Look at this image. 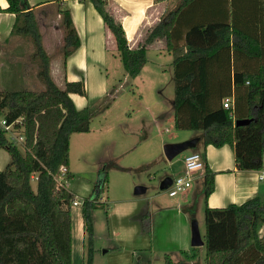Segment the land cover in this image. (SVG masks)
<instances>
[{"label": "trees", "instance_id": "16d2710c", "mask_svg": "<svg viewBox=\"0 0 264 264\" xmlns=\"http://www.w3.org/2000/svg\"><path fill=\"white\" fill-rule=\"evenodd\" d=\"M6 1L7 7L0 11L14 13L13 31L32 42L33 57L38 64L37 77L44 88L0 91V119L11 123L22 118L25 137L22 152L0 124V148L10 157L7 166L0 170V264H71L73 194L58 185L57 177L62 166L68 170L71 135L90 130L95 110L88 106L77 109L69 97V93L86 94L82 80L66 82L64 88L53 81L39 22L27 0ZM197 1L201 0H177L147 30L142 43L131 48L121 23L109 11L107 1L91 0L114 38L129 77L140 73L148 46L157 39L164 41L165 49L172 56L174 126L200 130L202 146L228 144L237 169L259 171L263 168L264 157V63L254 72L235 75L238 93L233 95L230 108L222 106V100L228 95L222 88L213 93V87L194 82L202 80V66L216 59L221 49L231 46L248 57H260L264 46L232 21H223L216 12L199 7L201 3ZM58 12L64 32L62 55L65 58L79 46L80 40L69 10L59 8ZM182 39L184 43L178 44ZM186 64L190 66L187 69L183 67ZM196 65L199 70L195 69ZM183 68L185 70H179ZM246 119L249 121L236 124ZM67 174L66 171L68 177ZM33 177L35 188L31 184ZM106 177L104 171L101 182L82 202L84 264L93 261L92 211L98 207L97 200ZM213 187V172L205 165L202 175L205 198ZM203 212L204 264H264V235H258V226L264 222V198L257 196L220 208L205 205ZM141 222L143 232L148 233L147 214L141 216ZM165 261L187 264L173 262L167 255Z\"/></svg>", "mask_w": 264, "mask_h": 264}, {"label": "crops", "instance_id": "0c3cea01", "mask_svg": "<svg viewBox=\"0 0 264 264\" xmlns=\"http://www.w3.org/2000/svg\"><path fill=\"white\" fill-rule=\"evenodd\" d=\"M106 1L111 14L121 23L131 48L137 47L142 43L147 30L157 23L162 15L177 2V0L174 3H170V0ZM27 2L31 9L35 11L39 22L42 43L50 59L49 69L53 81L60 88H64L66 82L83 81L86 95L69 93V97L77 109L89 107L91 100H95L98 103L107 95L109 90L105 81L107 80L106 72L109 69L108 67L116 68V65L120 67L122 62L115 48L114 38L94 8L91 0H27ZM197 3H201L198 4L199 7L207 8L210 13L216 12L219 19L226 22L232 21L236 27L256 38L261 46H264V0H260V2L258 0H201L197 1ZM6 7L7 1L2 0L0 8L4 9ZM59 8H67L69 10L80 44L67 57L53 60L50 57L47 39L50 36V32L54 35L59 34ZM15 18L14 13L0 11V91L42 90L44 85L37 77L38 64L33 57L34 47L28 37L13 31ZM52 21L54 24L50 25L49 23ZM61 41L63 42V38ZM182 43H184L183 39L178 41V44ZM149 52H152L157 57L167 58L166 61H169V65L172 68L170 81L174 82L172 56L165 49V43L161 39L154 40L148 46L146 62L135 78L143 71L148 61ZM217 55L216 59L222 61V63L207 62L204 64L201 68L202 80L196 79L194 84L223 88V92L228 94L226 97H229L232 103L233 95L238 93L235 75L240 74V72L256 71L259 65L264 63V50L260 57H248L229 46L218 51ZM154 65L161 72H165L163 64L154 62ZM183 67L187 69L190 66L186 64ZM195 69L199 70L197 65ZM163 79L164 74L161 73L159 80L162 81ZM173 93L174 91L170 93L169 98L171 104L173 102ZM147 110L149 111L150 109L147 108ZM172 111L173 109L169 108L167 111L160 113L159 119L165 120V124L172 122L174 125ZM144 123V121H141L139 128L144 129ZM152 125L158 135L161 136L158 117L152 116ZM127 127L133 129V127L129 126V123ZM185 131L181 132V134H176L175 140L169 142L174 143L195 137L199 138L201 134L200 130ZM165 132H170V129L168 127L165 128ZM76 135L78 134H72L69 140L70 162L67 170L68 177L66 175L64 176L66 178L63 177V186L65 188L67 181L72 175L73 164H76V160L80 162L78 153L83 146V140ZM72 144H74V152H76L74 160L72 159ZM1 149L0 160L6 162V156L1 152ZM193 150L202 152L205 165L213 172L214 187L207 198L203 196L201 186L197 187V190L195 189L196 184L199 181L202 182L204 170L194 173L191 186L183 194L178 197L176 195L177 198L168 196L169 199H166L157 193L148 197L143 196V198L128 197L121 200V203L111 207L104 202L105 198L102 194L97 202L99 204L103 203L105 209L107 208L105 212L106 214L108 213L107 217L110 219L108 233H110L111 237H114L113 239L119 243L127 244L130 250H146L151 253V251L153 252L158 248L157 245L172 249V253L176 254L178 260H173L172 258L171 260L178 262L182 260L181 257L184 253L188 255L190 247H194L190 242L191 233L189 228V222L192 218V212L190 211L192 205L196 204L198 208L203 209L205 205L211 208H220L232 203L241 204L257 196L261 199L264 198V178H259L261 170L237 169L233 151L228 144L219 147L211 144L202 146L201 142L198 141ZM183 164L182 159L180 167L175 170L177 174L182 173ZM193 189H195L194 194H192ZM146 191L147 187L141 194H145ZM73 200H75L74 195ZM70 213L71 264L75 263V259L76 264H84L85 232L82 206L79 207V203L75 205L71 203ZM144 214L148 216L149 229L152 235L144 233L141 230V225H138L140 224L141 216ZM127 220L132 223H124ZM155 224H159L157 225L159 226L158 230ZM159 235L163 236L161 241L153 239V237ZM258 235H264V222H260L258 226ZM107 254H100V256L96 257L97 254L94 252L92 264H96L98 259H102ZM165 254L167 255L168 253ZM144 258L145 260L142 261V256L139 255L137 260L140 261V264H146L149 261V256H144ZM108 264H132V261L128 255L122 257V259L116 258Z\"/></svg>", "mask_w": 264, "mask_h": 264}, {"label": "rangeland", "instance_id": "374dc122", "mask_svg": "<svg viewBox=\"0 0 264 264\" xmlns=\"http://www.w3.org/2000/svg\"><path fill=\"white\" fill-rule=\"evenodd\" d=\"M175 1L170 0V3ZM49 24L54 23L52 21ZM58 28L59 34L54 35L49 31L50 36L47 39L48 50L53 60L63 58L64 32L60 22ZM62 38L63 42L61 41ZM147 58L148 61L137 78L129 77L122 63L120 67L117 65L116 68L108 67L107 80H105L108 86L107 89H109L107 95L98 103L95 100L90 102L89 108L95 110V114L91 120L90 130L76 135L83 140V146L78 153L80 162L76 160V164H73L72 175L66 185V188L79 203V207L82 206L83 200L91 195L93 188L101 182L104 171L107 172V177L102 194L105 198L104 202L111 207L121 203V200L128 197L143 198V196L148 197L158 193L162 198L169 199L167 192L160 189L159 184L164 177L177 174L175 170L180 167L183 157L193 150L191 148L185 149L171 160L165 157L163 152L164 143L175 140V135L186 132V129H177L172 122L165 124V120L159 119L160 113L167 111L169 108L173 109V104L169 101L170 93L174 91V82L170 81L172 68L165 57L160 58V56L157 57L149 52ZM154 62L163 64L165 72L155 68ZM210 62L222 63L217 59H211ZM159 67L161 66L159 65ZM161 73L164 74L162 81L159 80ZM220 89L219 87L213 88V93H217ZM147 108L150 110L148 111ZM152 116L158 117L161 136L158 135L152 125ZM141 121L145 122L144 129L139 128ZM128 123L133 129L130 128V130L127 127ZM167 127L170 132H165ZM17 144L23 152V144ZM74 151V144H72V159L76 153ZM1 152L5 154L7 161L0 160V165H2L0 170L4 169L9 163V155L6 150L2 148ZM63 179L61 180L62 184ZM31 184L35 188L34 177ZM138 185L147 187L145 194H134V188ZM200 186L202 187L201 181L196 184L195 189L197 190V187ZM195 189H193L192 194H194ZM183 193H179L177 197ZM177 197L175 196V198ZM106 209L103 203L99 204L98 202V207L92 211L95 229L93 236L94 252L97 254L96 257L100 254H109H107L108 257L105 255L102 259H98L96 264H108L116 258L122 259V257L128 255L132 264H136L139 255L142 256V261L145 260L144 256H149L148 262L150 264H167L165 261L166 254L164 255V253H168L167 256H171L170 258L173 260H178L176 254L172 253V249L160 247V245H157L158 248L150 253L146 250H130L127 244L117 242L108 233L110 219L107 217ZM202 209L194 204L191 206L190 211L192 212L191 220L195 219L197 221L200 236L203 238L205 225L204 209ZM124 223L130 224L132 222L127 220ZM138 225H141L143 231L141 221ZM157 225L155 224L158 230L159 226ZM146 234H151V230ZM162 238L161 235L153 237V239L159 241ZM181 259L183 263L187 264H204V246L190 247L188 255L184 253ZM74 264H76V259Z\"/></svg>", "mask_w": 264, "mask_h": 264}, {"label": "built area", "instance_id": "2783aa9c", "mask_svg": "<svg viewBox=\"0 0 264 264\" xmlns=\"http://www.w3.org/2000/svg\"><path fill=\"white\" fill-rule=\"evenodd\" d=\"M222 106L224 108H230L232 106L231 99L225 97L222 100ZM0 124L2 128L7 132L10 139L16 141L17 143H24V128L22 125V118H18L11 123H7L4 118L0 119ZM183 171L180 174L171 177V184L165 189L168 196H176L179 193L184 192L187 188L191 186L194 179V173L197 171L204 170L205 162L203 154L199 150H192L183 158ZM66 168H60V174L57 177V183L59 186H63L61 180L66 175ZM259 178H264V157H263V168L259 173ZM72 203L75 205L78 202L73 200Z\"/></svg>", "mask_w": 264, "mask_h": 264}, {"label": "water", "instance_id": "95a60500", "mask_svg": "<svg viewBox=\"0 0 264 264\" xmlns=\"http://www.w3.org/2000/svg\"><path fill=\"white\" fill-rule=\"evenodd\" d=\"M247 121H249V119L238 120V121H236V124L239 125V124L245 123ZM198 141H199V138L195 137V138H191V139L181 141V142L165 143L163 145L164 155L168 160H171L173 157H175L177 154H179L183 150L188 149V148H191V149L195 148ZM170 184H171V177L166 176L161 180V182L159 184V188L162 190H165ZM144 191H145V187H143V186H136L134 188V194H141ZM190 233H191L190 242H191L192 246L196 247V246H201L204 244V242L200 236L197 221L195 219H192L190 222Z\"/></svg>", "mask_w": 264, "mask_h": 264}, {"label": "snow or ice", "instance_id": "6c2138e0", "mask_svg": "<svg viewBox=\"0 0 264 264\" xmlns=\"http://www.w3.org/2000/svg\"><path fill=\"white\" fill-rule=\"evenodd\" d=\"M0 2H2V0H0Z\"/></svg>", "mask_w": 264, "mask_h": 264}]
</instances>
